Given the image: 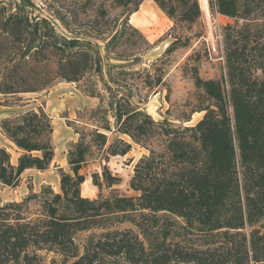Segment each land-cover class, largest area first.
Segmentation results:
<instances>
[{
	"label": "trees",
	"instance_id": "obj_1",
	"mask_svg": "<svg viewBox=\"0 0 264 264\" xmlns=\"http://www.w3.org/2000/svg\"><path fill=\"white\" fill-rule=\"evenodd\" d=\"M174 24L191 26L202 18L198 0H152ZM261 0H210V11L233 19L222 34L225 75L202 79L195 65L190 74L197 90V103L190 113H203L193 126L175 127L155 121L135 101L132 86L137 81L152 91L163 85L164 69L125 71L144 36L129 17L143 0H85L95 5V22L79 27L57 14L64 30L44 19L30 22L22 10L6 18L11 27L10 54L15 70L0 80V94L40 92L56 80L78 82L87 73L102 74L108 96L103 100L94 87L90 97L99 105L89 111L93 128L75 127L77 143L68 152L70 173L60 171L59 193L49 186L20 203L0 205V264H43L41 253L61 257V264H100L121 259L125 264H264V19ZM110 10L118 12L110 17ZM261 19V20H260ZM256 20L255 22H252ZM243 21L244 24L238 25ZM100 40L103 54L95 44ZM189 37H178L164 55L188 46ZM7 43L0 44V52ZM132 56L133 59H132ZM162 62V59L159 60ZM52 67V68H51ZM114 71L113 74H111ZM102 77V76H101ZM102 79V78H101ZM113 84L110 85V84ZM89 120V121H90ZM2 133L21 152L16 165L0 148V183L15 186L28 169L45 171L54 158L50 142L53 128L47 114L38 108L1 121ZM107 133L115 134L108 144ZM158 139L160 151L149 150L134 166L129 182L136 196L83 198L85 181L81 169L93 150L104 149V160L124 156L130 144ZM91 175L95 186L118 183L106 166ZM38 209L32 212L30 202ZM128 222L137 232L119 230ZM99 230L80 247L75 237ZM194 237V240H191Z\"/></svg>",
	"mask_w": 264,
	"mask_h": 264
},
{
	"label": "rangeland",
	"instance_id": "obj_2",
	"mask_svg": "<svg viewBox=\"0 0 264 264\" xmlns=\"http://www.w3.org/2000/svg\"><path fill=\"white\" fill-rule=\"evenodd\" d=\"M98 4L99 0H94ZM199 1L202 18L195 24H174L170 21L154 4L152 0H143L144 3L138 10L143 9L141 22L135 23L134 13L129 17V25L137 29L148 42L149 47L139 42L138 49L133 53L137 58L135 64L130 62L116 61L113 55L110 56V64H126L125 71H138L144 68L150 69L158 62L164 69L163 85L154 88L152 91L143 89L137 81L127 83L132 86L131 92L135 101L140 100V107L149 114L155 121H167L175 127H188L195 125L203 116V113H193L190 111L197 103V90L193 84L190 74L185 73L191 66L195 65L199 76L202 79H220L225 75V63L222 57V34L223 29L236 25L233 19L219 15L210 11L209 2L203 5ZM85 0H0V44L7 43V47L0 52V80L12 70H15L16 60L14 53L10 54L12 47L9 43L12 36L9 35V28H5V21L8 16L22 10L33 22L44 19L55 26L58 34L70 37L72 34L64 30L61 21L55 17L57 14L65 16L67 22H79L80 28H84L88 22H95L94 6L92 3L82 5ZM260 16L264 19V0L260 1ZM144 6V7H143ZM20 7V8H19ZM207 8V12L205 10ZM117 10H110V22L117 13ZM261 20V19H260ZM256 20L251 21L255 22ZM83 24V25H81ZM244 24L243 21L238 25ZM178 37H189L186 47H179L174 52L164 55V51ZM99 46V51L103 52V44L100 40L95 42ZM103 54V53H102ZM134 56H132L133 59ZM162 59V62L159 60ZM102 68V74L90 71L78 82H65L63 80L54 81L49 87L40 92L18 93L2 95L0 94V148L5 149L10 154V162L16 165L21 152L2 133L1 121L5 118H12L21 115L27 110L37 111L41 108L49 117L53 128L50 142L54 149V158L49 168L45 171L28 169L24 171L15 186H6L0 183V205L9 203H20L31 194H39L43 187L49 186L54 193H59L60 170L70 173L67 163L68 152L73 148L79 139V135L74 129L87 125L93 128V122L89 119V111L99 105V99L90 97L89 93L94 87L100 92L103 100L108 96L105 92L103 82L109 79V68ZM52 68V67H51ZM113 74L114 71H111ZM102 76V77H101ZM102 78V79H101ZM110 85L113 86L111 83ZM90 120V121H89ZM108 144L112 143L115 134L107 133ZM130 144V150L124 156H112L107 161L104 149L93 150L90 158L83 166L80 174L84 175L85 181L80 187V195L83 198L97 199L107 198L114 195L136 196L129 185L134 174V166L137 161L149 154V150L160 151L162 142L153 139L146 144L134 143L130 138L122 137ZM106 166L110 174L117 178L118 183L106 187L104 184L99 188L95 186L91 175L98 173L102 181V167ZM30 209L35 212L38 207L36 202H30ZM117 229H130L137 232L134 226L125 222L117 225ZM99 230H90L76 235L75 242L80 247V254L83 245L90 235L99 234ZM194 240V237H191ZM44 257L43 264H61V257L51 253H41ZM100 264H125L121 259H104Z\"/></svg>",
	"mask_w": 264,
	"mask_h": 264
},
{
	"label": "crops",
	"instance_id": "obj_3",
	"mask_svg": "<svg viewBox=\"0 0 264 264\" xmlns=\"http://www.w3.org/2000/svg\"><path fill=\"white\" fill-rule=\"evenodd\" d=\"M143 4H144V3H142L141 6H142ZM141 6H140V7H141ZM143 7H144V6H143ZM144 13H146V12H143V9H141V10L139 9L137 12L134 13V15H135V23L141 22V20H142V19H141V16H143ZM26 171H28V170H26ZM26 171H25V172H26Z\"/></svg>",
	"mask_w": 264,
	"mask_h": 264
},
{
	"label": "bare ground",
	"instance_id": "obj_4",
	"mask_svg": "<svg viewBox=\"0 0 264 264\" xmlns=\"http://www.w3.org/2000/svg\"><path fill=\"white\" fill-rule=\"evenodd\" d=\"M201 1H202L203 5L205 4V6H206V1L205 0H201ZM205 10L207 12V8H205Z\"/></svg>",
	"mask_w": 264,
	"mask_h": 264
}]
</instances>
